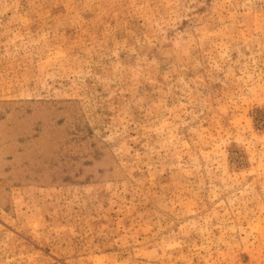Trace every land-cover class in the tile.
I'll return each instance as SVG.
<instances>
[{
  "label": "rangeland",
  "instance_id": "1",
  "mask_svg": "<svg viewBox=\"0 0 264 264\" xmlns=\"http://www.w3.org/2000/svg\"><path fill=\"white\" fill-rule=\"evenodd\" d=\"M0 264H264V0H0Z\"/></svg>",
  "mask_w": 264,
  "mask_h": 264
}]
</instances>
